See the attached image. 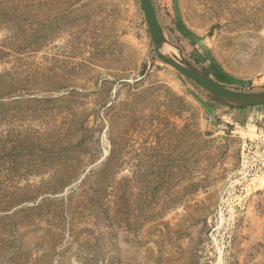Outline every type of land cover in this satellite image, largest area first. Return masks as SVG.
Returning a JSON list of instances; mask_svg holds the SVG:
<instances>
[{"label": "rangeland", "instance_id": "1", "mask_svg": "<svg viewBox=\"0 0 264 264\" xmlns=\"http://www.w3.org/2000/svg\"><path fill=\"white\" fill-rule=\"evenodd\" d=\"M151 1L264 90V0ZM262 134L157 55L141 0H0V264H264Z\"/></svg>", "mask_w": 264, "mask_h": 264}, {"label": "water", "instance_id": "2", "mask_svg": "<svg viewBox=\"0 0 264 264\" xmlns=\"http://www.w3.org/2000/svg\"><path fill=\"white\" fill-rule=\"evenodd\" d=\"M145 20L153 41L157 55L168 65L174 67L181 74L193 80L204 88L221 104L230 108H242L264 105V90L240 91L230 89L214 79L206 72L197 67L183 53L182 49L174 43L159 24L151 0H141ZM176 51V56L166 52V47Z\"/></svg>", "mask_w": 264, "mask_h": 264}, {"label": "built area", "instance_id": "3", "mask_svg": "<svg viewBox=\"0 0 264 264\" xmlns=\"http://www.w3.org/2000/svg\"><path fill=\"white\" fill-rule=\"evenodd\" d=\"M261 144H262V154H261V158H260V166L259 168L261 167H264V134H262V137H261ZM249 159V158H248ZM246 159V163H249V167L248 168H251L256 164V163H250V160Z\"/></svg>", "mask_w": 264, "mask_h": 264}, {"label": "bare ground", "instance_id": "4", "mask_svg": "<svg viewBox=\"0 0 264 264\" xmlns=\"http://www.w3.org/2000/svg\"><path fill=\"white\" fill-rule=\"evenodd\" d=\"M156 16H157V15H156ZM157 19H158V18H157ZM158 21H159V20H158ZM159 24H160V22H159ZM160 25H161V24H160ZM161 27H162V26H161ZM162 28H163V27H162ZM163 29H164V28H163ZM165 51H166V52H170V51H172V49H171V47H168V46H167V47L165 48ZM252 132H254V131H252Z\"/></svg>", "mask_w": 264, "mask_h": 264}, {"label": "trees", "instance_id": "5", "mask_svg": "<svg viewBox=\"0 0 264 264\" xmlns=\"http://www.w3.org/2000/svg\"><path fill=\"white\" fill-rule=\"evenodd\" d=\"M102 173H103V172H102ZM102 173H101V174H99V175L103 177V174H102ZM97 182H98V183H100V182H101V181H100V178H99V179H97ZM94 192H95L96 194H98V191H94Z\"/></svg>", "mask_w": 264, "mask_h": 264}]
</instances>
